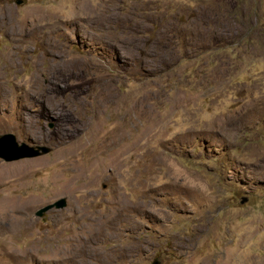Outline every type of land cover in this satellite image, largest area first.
I'll list each match as a JSON object with an SVG mask.
<instances>
[{"label":"rangeland","instance_id":"374dc122","mask_svg":"<svg viewBox=\"0 0 264 264\" xmlns=\"http://www.w3.org/2000/svg\"><path fill=\"white\" fill-rule=\"evenodd\" d=\"M16 1L0 0L1 79L20 104L35 70L60 95L27 128L0 109V135L52 148L0 157V197H36L0 216V264H118L123 247L125 264H264V0ZM58 51L78 61L67 82Z\"/></svg>","mask_w":264,"mask_h":264},{"label":"bare ground","instance_id":"6f19581e","mask_svg":"<svg viewBox=\"0 0 264 264\" xmlns=\"http://www.w3.org/2000/svg\"><path fill=\"white\" fill-rule=\"evenodd\" d=\"M7 30L8 31H11L9 28H7ZM58 54H59V51H58V53H56V52L51 53V56L52 57L48 59L49 64H50L49 67H50L51 71H54V72L58 73V75H60V76H64L62 78V81L64 80V81L67 82L68 80H70L71 78H73L76 75L74 73V71L70 70L69 68H71L73 66H74L73 68H75L77 66V62L78 61L75 62L73 60H70L67 56H64V55L63 56H59L61 54H59V55ZM5 59H6V62L9 63V65L11 64V66H14V67L16 66L17 61H16L15 57L11 53ZM139 60H141V59H139ZM165 60H166L165 57L162 56V61H165ZM1 65H2V61H1V58H0V109L1 110H5V108H8L10 106L9 105L10 104L9 102L12 99L14 101V105L13 106H15V108L17 109L15 111V114L17 116L18 126L27 128V124L29 123V121L27 120V117H26V114L27 113L26 112L29 111L31 109V107H34L35 106V99L38 98L39 96H42V95L46 94V95H49V96H53L55 98H58L60 94L57 91L59 90L58 88L60 87V80L53 79V80L50 81L51 86H49L48 88H44L43 90H40V89H38L36 87V84L38 85V82H37L36 78L39 75V70H35V72L33 73V76H34L33 77L34 86H33V88L31 90H29L27 92L30 95V97H31V101L29 103H24L23 102L22 104H20V101L19 100L13 99L10 96L9 90L7 89L5 83L1 79V76H2V66ZM90 68L91 67H87L88 72L90 71ZM54 86H57L58 88H56ZM122 102H125L124 104L125 105H128V103H127L126 100H123ZM5 103H6V106H4ZM19 108H21V110H19ZM132 116L133 115H130V117H128L125 114V118L124 119L129 118V120H130V119H132ZM1 126H2V124L0 122V127ZM121 133H122V136H120L121 139H120V142L119 143L120 144H123V145H126L127 144L129 146L130 143H131V139H132V135H131L132 132L126 131V132H121ZM139 137L141 139V143H137V146L139 145V148H144L146 146V144H147V143H145V131H143L139 135ZM121 147H123V146H121ZM35 202H36V197L35 198L34 197L33 198H29L28 200H25V201H19V200H15V199H8V198H6V196L5 197H0V216H27L28 215L27 214L28 213L27 211L30 210L29 206L31 204L35 203ZM8 218H10V217H8ZM115 224H116V221L111 224V227L114 226ZM119 236H120V234H119ZM118 253H119V255L116 256L117 259H116V257H114V256L111 257L109 255V256H107L108 260H112V259L115 258L116 259L115 261L118 264H125V261L127 259V258L125 259V257H127L128 256V253H129V252H127L126 247L125 248L124 247L123 248H120Z\"/></svg>","mask_w":264,"mask_h":264},{"label":"water","instance_id":"95a60500","mask_svg":"<svg viewBox=\"0 0 264 264\" xmlns=\"http://www.w3.org/2000/svg\"><path fill=\"white\" fill-rule=\"evenodd\" d=\"M16 3L22 4L23 0H17ZM14 151L18 153L10 154ZM50 151H52V148L50 147H27L25 144L20 147L17 138L13 133L0 135V157L8 161L26 157H37L48 154ZM67 205L68 200L66 197H63L58 199L56 202L48 204L39 209L37 215L45 221L47 217L46 214L49 210L53 208H65Z\"/></svg>","mask_w":264,"mask_h":264}]
</instances>
